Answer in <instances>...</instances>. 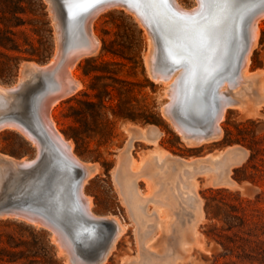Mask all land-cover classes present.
Listing matches in <instances>:
<instances>
[{
    "label": "rangeland",
    "instance_id": "374dc122",
    "mask_svg": "<svg viewBox=\"0 0 264 264\" xmlns=\"http://www.w3.org/2000/svg\"><path fill=\"white\" fill-rule=\"evenodd\" d=\"M180 1L187 6L194 2ZM260 23L251 71L264 68V17ZM93 27L100 46L75 65L82 86L61 98L52 111L74 151L98 165L85 183L92 209L126 223L98 264H264V104L253 114L228 108L219 137L187 142L162 112L166 97L163 84L146 66L149 36L144 27L116 5L100 11ZM55 45L49 0H0L2 83H14L26 61H47ZM146 132L158 134L157 139H146ZM161 150L167 154L160 158ZM0 151L33 156L35 146L20 131L5 127L0 130ZM130 157L143 158V167L148 164L157 176L142 172L135 179L137 194L147 180L153 189L141 199L139 219L115 175L118 163ZM193 170L201 215L189 196L160 198L161 191L171 193L180 183L176 176L184 185L183 172ZM160 205L167 210V215L162 213L168 220L164 227L155 226L162 215ZM59 250L46 228L22 216L0 214V264H66V253Z\"/></svg>",
    "mask_w": 264,
    "mask_h": 264
},
{
    "label": "bare ground",
    "instance_id": "6f19581e",
    "mask_svg": "<svg viewBox=\"0 0 264 264\" xmlns=\"http://www.w3.org/2000/svg\"><path fill=\"white\" fill-rule=\"evenodd\" d=\"M261 1L263 0H243L237 5L235 14L248 5L251 6L250 10L251 8H256L258 6L256 4H259ZM170 2L179 12L197 13L201 7L198 0H194L193 4L189 6L184 5L180 0H170ZM262 3H264V1ZM113 5L122 6L124 9L131 12L144 27L146 34L149 36V48L145 57L146 66L151 77L155 81H161L163 84V94L166 98L161 106L162 112L171 122L175 130L187 142L201 144L219 137L223 130L222 120L225 118L228 108L237 107L243 109L246 114H253L261 104H264V77H261L264 73V68L253 71L249 69L251 51L258 41L260 22L261 18L264 17V7L255 12L248 20L247 34L249 37V46L244 51L238 71L232 78H224L223 76L228 74V71H226V64L229 63V54H231L236 45L234 25H231L229 22L226 27L222 25L214 29L219 33L220 29L225 28V36L223 42H221L219 51L210 52L211 59L209 61L210 65L208 66L211 70L209 72H212L211 74L213 75L219 73L217 78L223 77V79L217 87L219 108L213 121L207 125L205 119L198 114L196 110L192 114L188 112L189 117L194 121L193 124L184 122L173 112L172 107L175 106L178 98L179 82L183 76L184 67L181 65H173L170 70L168 69L169 66L166 65L159 56L158 43L152 32L153 28L150 22L144 12L138 10L130 0H110L84 13L81 26L77 30V38L79 40L66 51L63 49V44L66 38H68L69 35L71 36V32L66 33L62 14L58 10V3L56 0H49V9L52 15L56 37V45L52 57L45 62L36 60L26 61L18 79L12 84H5L0 81V130L5 127L14 128L20 131L35 146V153L33 156H14L0 151V214L22 216L31 222L49 229L53 240L60 249L59 251L66 253V264H98L104 261L126 227V223L117 216L112 214H98L92 209V197L85 191V183L93 171L98 169V165L97 163H90L83 160L74 151L72 140L68 139L60 130L52 111L54 105L57 104L61 98L73 93L82 86V81L76 75V62L79 58L94 53L99 48L100 38L94 30L93 21L100 11ZM219 66L220 68L217 69ZM27 91L30 92V102L36 104V114L40 124L31 122L36 132H40L43 135V131H45L55 147L82 167L81 174H79L78 170L77 174H73L71 177H65L64 181V187H66V185H74L76 188L79 201L76 200L77 205L74 203V207L78 209V211L81 210L93 217L112 222V229L106 230V238L102 239V241H100L102 236H96V230L91 229L86 235L77 234V232H75L72 238L77 245L81 246L80 249H77L72 245L71 237L67 231L58 223L50 221L41 213L30 211L24 207L14 206L17 201L13 198L11 200L7 199L6 196L13 187L12 176L18 175L21 170L26 172L31 168H35L32 166L21 169L19 166L27 165L34 161L43 150H45L44 159H48L50 153V146L49 144L46 145V140L42 141L39 135H37L25 121L11 115L13 112L23 114L22 95ZM253 93H255V100L252 98ZM144 137L155 141L158 134H153L151 136L146 132L144 133ZM165 154H167V152L163 150L157 153L160 158ZM145 160H147L146 157H144V161ZM142 161L143 158L140 160L131 157L124 158L122 163H118V167L115 171L124 198L133 209L137 219L140 218L138 212L142 204L141 199L147 198L153 189L152 185H150V181L147 180L146 188L141 194H137L135 179L142 172H148V176H155L157 179L156 175L150 173L152 168L148 164L143 167ZM216 171L222 172L223 167H216ZM195 172V170L183 172L182 177L185 180L184 185H181L182 181L180 176H176V178L180 180V183L177 184L176 182L173 185L171 193L163 194V191H161L160 198L162 200L174 201L175 197H182L184 199L187 197L188 199L189 196V199L194 203L196 211L201 215L202 200L196 188L197 181L194 177ZM78 178L79 182L76 183ZM27 183L28 182H26V185ZM63 192H65V190H63ZM154 209L155 207H152L151 211ZM159 209L161 214L165 213L167 215L166 207L160 205ZM167 222L168 220L162 214L156 220L155 226L164 227L167 225ZM108 232L110 233L108 234ZM140 233H143V230ZM84 239L88 240L84 241ZM92 239H94L95 242L91 243ZM80 251L82 253L85 252V255H92L93 258L85 261Z\"/></svg>",
    "mask_w": 264,
    "mask_h": 264
},
{
    "label": "water",
    "instance_id": "95a60500",
    "mask_svg": "<svg viewBox=\"0 0 264 264\" xmlns=\"http://www.w3.org/2000/svg\"><path fill=\"white\" fill-rule=\"evenodd\" d=\"M107 1L110 0H91L90 4H86L79 0H56L66 33L71 32V36L69 35L63 44L65 51L79 40L77 30L81 26L83 14ZM242 1L228 0V2H219L211 6H201L197 13H186L176 10L170 0L167 2L141 0L140 3H133L130 0L138 10L144 12L150 22L158 43L159 56L169 66L168 69L170 70L173 65L184 67L183 76L179 82L178 98L172 109L186 123L193 124L194 121L189 117L188 112L192 114L196 110L205 119L207 125L210 124L219 108L218 84L223 77L232 78L238 71L244 51L249 46L248 20L264 7L263 0L256 4L258 5L256 8L250 10L251 6L248 5L235 14L237 5ZM229 22L234 25L236 45L229 54V63L226 64L228 74L217 78L219 73L213 75L209 72L211 70L208 66L211 59L210 52L219 51L225 36V28L220 29L219 33L214 29L222 25L226 27ZM22 105L23 114L13 112L11 115L25 121L36 132L31 122L40 123L36 114V104L30 102L29 91L22 95ZM36 134L42 141L46 140V145L49 144V158L44 159L45 150H43L34 161L27 165H20L21 169L32 166L35 168L26 172L21 170L18 175L12 176L13 187L7 194V199L13 198L17 201L14 206L41 213L50 221L58 223L67 231L72 245L77 249L81 246L77 245L72 238L75 232L86 235L93 229L97 231V237L102 236L100 240L102 241L106 238V230L112 229V222L93 217L81 210L78 211L74 207V203L77 205L79 201L75 186L64 187L65 177L77 174L78 170L81 174L82 167L55 147L45 131L43 135L40 132ZM26 182H28L27 185ZM78 182L79 178L76 183ZM47 230L51 234L50 230ZM86 240L88 239H84ZM93 242H95L94 239L91 243ZM80 253L85 261L93 258L92 255H85V252L80 251Z\"/></svg>",
    "mask_w": 264,
    "mask_h": 264
},
{
    "label": "snow or ice",
    "instance_id": "6c2138e0",
    "mask_svg": "<svg viewBox=\"0 0 264 264\" xmlns=\"http://www.w3.org/2000/svg\"><path fill=\"white\" fill-rule=\"evenodd\" d=\"M79 2L81 3H86V4H90L91 0H79ZM131 2L133 3H140L141 0H131ZM144 2H150V0H144ZM163 2H167V0H163ZM219 2H228V0H198V3L202 6H211L214 4H217Z\"/></svg>",
    "mask_w": 264,
    "mask_h": 264
},
{
    "label": "trees",
    "instance_id": "16d2710c",
    "mask_svg": "<svg viewBox=\"0 0 264 264\" xmlns=\"http://www.w3.org/2000/svg\"><path fill=\"white\" fill-rule=\"evenodd\" d=\"M250 148H252V149H253V147H252V146H250ZM253 156H255V152H252V153H251V157H253ZM223 244H224V246H225V247H228L226 243H223ZM225 253H226V252H225Z\"/></svg>",
    "mask_w": 264,
    "mask_h": 264
}]
</instances>
